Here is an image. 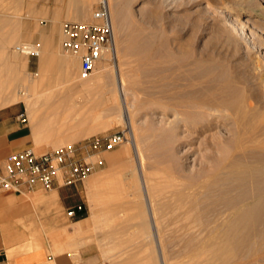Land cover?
<instances>
[{"label": "rangeland", "instance_id": "rangeland-1", "mask_svg": "<svg viewBox=\"0 0 264 264\" xmlns=\"http://www.w3.org/2000/svg\"><path fill=\"white\" fill-rule=\"evenodd\" d=\"M27 1L0 0V107L24 104L53 134L89 126L92 137L123 131L127 140L83 181L82 216L68 218L55 191L16 198L35 219L16 224L24 245L57 249L91 221L103 264H264V218L221 232L233 172L255 170L264 188V0H109L115 51L87 77L60 42L37 70L15 51L29 43L13 39ZM99 1L54 0L59 26L91 21ZM210 173L222 180L211 185Z\"/></svg>", "mask_w": 264, "mask_h": 264}, {"label": "crops", "instance_id": "crops-1", "mask_svg": "<svg viewBox=\"0 0 264 264\" xmlns=\"http://www.w3.org/2000/svg\"><path fill=\"white\" fill-rule=\"evenodd\" d=\"M27 3L24 10L29 17L28 22L22 31L13 35V39L26 41L37 47L39 54L27 58L28 67L37 70L44 61L52 58L57 44L62 43V24L66 21L59 26L64 12L60 6L54 4V0H28ZM34 5L40 6V9ZM37 15L45 18L40 19L38 24L35 22ZM9 39L6 38L5 42ZM22 113L25 121H21ZM86 136H94L93 129L89 126L74 133L53 134L51 129L41 127L30 118L24 104H8L0 107V167L10 154L34 148L37 143L52 144L68 140L78 142L90 138ZM52 191H55L65 210L80 203L84 204V182L70 187H56ZM20 196L10 193L0 195V264H103L91 221L84 223L89 225L84 234L78 231L69 232L70 237L62 238L57 249L48 243L37 247H33L30 242L24 245L20 228L16 224L33 223L35 219L29 206L16 201ZM87 219L88 217L75 221L74 224Z\"/></svg>", "mask_w": 264, "mask_h": 264}, {"label": "built area", "instance_id": "built-area-1", "mask_svg": "<svg viewBox=\"0 0 264 264\" xmlns=\"http://www.w3.org/2000/svg\"><path fill=\"white\" fill-rule=\"evenodd\" d=\"M61 52L79 59V72L83 77L94 73L110 52L114 35L107 0H100L86 22L66 21L62 24ZM29 44L18 45L16 50L30 51ZM21 121L25 116L20 115ZM127 140L125 132L107 137H90L55 149L36 152L33 148L10 154L0 167V195H25L36 191L50 192L56 187H70L83 182L104 165L102 154L113 150ZM83 203L66 210L70 219L82 216Z\"/></svg>", "mask_w": 264, "mask_h": 264}, {"label": "bare ground", "instance_id": "bare-ground-1", "mask_svg": "<svg viewBox=\"0 0 264 264\" xmlns=\"http://www.w3.org/2000/svg\"><path fill=\"white\" fill-rule=\"evenodd\" d=\"M107 1H108V5H109V0H107ZM109 12H110V8H109ZM110 18H111V15H110ZM111 23H112V21H111ZM113 43H114V40H113ZM17 47L18 46H15V51H17L16 50ZM185 47L186 46H184V45H180V48L184 49ZM30 51L36 52L37 54H39V51L33 45L30 46ZM113 51H115V44H112L110 52L107 55H113ZM21 54L28 56L27 52H24ZM118 92L120 94L124 93V84H123V81L121 80V78H118ZM126 126L128 129V135L130 138V144H132V146H133V143H134V146H135V135L133 134L132 129H131V122H126ZM134 156L139 157V154L137 152V148H136V153H134ZM212 164H211V167L214 168L213 165L215 164V162L213 165ZM221 171H223V170H221ZM232 171H234V170H232ZM205 172L206 171L204 170L202 173H205ZM213 173H214V171H213ZM220 174H222V172ZM220 174H217V173L215 175L211 174L212 175V177L210 178L211 179V182H210L211 185H213L215 183L217 184V182H220L222 180V177ZM233 175H234L233 178L236 182V186H232V189H229V191L230 192L234 191L233 193L236 196H234L232 200L230 199L231 200L230 202L228 201L227 204L225 203V205H223V210L221 213V215H222L221 217H222L223 223H224V227H223L221 232L224 236L237 234L246 225H250L251 223H253L254 219L256 220L258 218H260V219L264 218V188H261L259 178H255V176H254L255 170L248 171V170L244 169V171H242V170L239 171L237 169V170H235V172H233ZM204 180H206V179H204ZM251 186L257 187V190L254 193H251V192L245 193L243 191L242 187H251ZM197 187L201 188L200 185H198Z\"/></svg>", "mask_w": 264, "mask_h": 264}]
</instances>
